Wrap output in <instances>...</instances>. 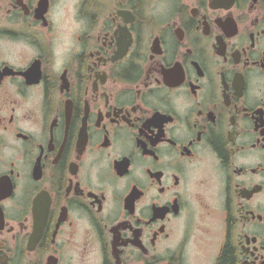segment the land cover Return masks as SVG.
Listing matches in <instances>:
<instances>
[{"label":"flooded vegetation","instance_id":"obj_1","mask_svg":"<svg viewBox=\"0 0 264 264\" xmlns=\"http://www.w3.org/2000/svg\"><path fill=\"white\" fill-rule=\"evenodd\" d=\"M0 264H264V0H0Z\"/></svg>","mask_w":264,"mask_h":264},{"label":"rangeland","instance_id":"obj_2","mask_svg":"<svg viewBox=\"0 0 264 264\" xmlns=\"http://www.w3.org/2000/svg\"><path fill=\"white\" fill-rule=\"evenodd\" d=\"M216 256V255H215Z\"/></svg>","mask_w":264,"mask_h":264}]
</instances>
